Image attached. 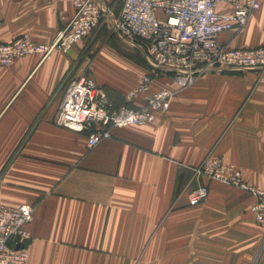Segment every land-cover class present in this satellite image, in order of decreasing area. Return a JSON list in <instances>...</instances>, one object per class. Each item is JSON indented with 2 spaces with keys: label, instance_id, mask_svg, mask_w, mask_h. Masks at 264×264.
I'll return each instance as SVG.
<instances>
[{
  "label": "crops",
  "instance_id": "crops-1",
  "mask_svg": "<svg viewBox=\"0 0 264 264\" xmlns=\"http://www.w3.org/2000/svg\"><path fill=\"white\" fill-rule=\"evenodd\" d=\"M97 1L115 8L121 0ZM73 2L0 0V43L30 33L51 45L74 15ZM101 39L93 52L88 37L68 53L0 67V204L34 207L28 264H264L254 197L203 179L208 198L190 205L198 186L192 169L209 153L264 191V70L208 71L154 123L115 128L89 148V132L55 122L66 82L90 71L117 109L177 88L161 73L127 103L153 70ZM219 39L229 48L264 46V0L241 31Z\"/></svg>",
  "mask_w": 264,
  "mask_h": 264
},
{
  "label": "built area",
  "instance_id": "built-area-1",
  "mask_svg": "<svg viewBox=\"0 0 264 264\" xmlns=\"http://www.w3.org/2000/svg\"><path fill=\"white\" fill-rule=\"evenodd\" d=\"M262 0H123L117 13L97 0H74V15L66 20L51 45L34 41L24 33L11 43H0V67H9L27 55L50 57L55 52L68 53L75 44L90 37L103 23L115 35L142 49L152 74L142 77L140 85L125 100L132 103L148 93L153 76L168 73L177 88L162 89L145 98L140 107L115 108L106 90L89 74L66 83L55 118L57 125L75 132H89L88 147L94 148L112 137L115 128L154 123L168 112L174 96L211 70H264V46L229 48L219 39L226 31L244 28ZM192 181L197 188L190 193V205L206 201L209 185L220 182L255 198L250 211L264 229V191L245 179L243 169L229 164L213 153L194 167ZM34 207L22 204L10 208L0 204V264H28Z\"/></svg>",
  "mask_w": 264,
  "mask_h": 264
},
{
  "label": "rangeland",
  "instance_id": "rangeland-1",
  "mask_svg": "<svg viewBox=\"0 0 264 264\" xmlns=\"http://www.w3.org/2000/svg\"><path fill=\"white\" fill-rule=\"evenodd\" d=\"M122 1V0H121ZM121 1H119L118 3H117V7H115L114 8V10L118 13L119 11H120V9H121ZM123 2V1H122ZM120 6V7H119ZM243 29V28H242ZM242 29H240L239 31H241ZM95 35H97V36H95ZM109 37L108 39H107V37ZM100 37V39L101 38H103V39H101V40H107L109 43L110 42H115V44H117V45H119V47H121L122 49H129V51H133L132 52V54H136L140 59H144L145 57H144V52H143V50L142 49H138V48H136L134 45H132V44H130V43H128L127 41H125V40H121V39H119L116 35H115V33H114V31H113V29L108 25V24H106V23H103L96 31H94L91 35H90V39H92V40H90V42L92 43V45H91V51L93 52L95 49H96V45H97V43L98 42H101V41H97L98 40V38ZM104 42V41H103ZM102 44L103 43H99V46L100 47H102ZM92 55V54H91ZM90 73V71H87L86 72V74H89Z\"/></svg>",
  "mask_w": 264,
  "mask_h": 264
},
{
  "label": "trees",
  "instance_id": "trees-1",
  "mask_svg": "<svg viewBox=\"0 0 264 264\" xmlns=\"http://www.w3.org/2000/svg\"><path fill=\"white\" fill-rule=\"evenodd\" d=\"M141 61H144V62H146L145 58H144V59H141Z\"/></svg>",
  "mask_w": 264,
  "mask_h": 264
},
{
  "label": "bare ground",
  "instance_id": "bare-ground-1",
  "mask_svg": "<svg viewBox=\"0 0 264 264\" xmlns=\"http://www.w3.org/2000/svg\"><path fill=\"white\" fill-rule=\"evenodd\" d=\"M67 83V82H66Z\"/></svg>",
  "mask_w": 264,
  "mask_h": 264
}]
</instances>
